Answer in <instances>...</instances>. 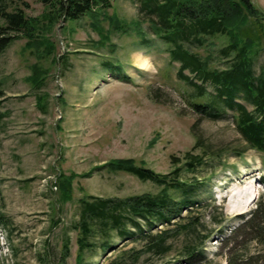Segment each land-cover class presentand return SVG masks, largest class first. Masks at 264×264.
Returning <instances> with one entry per match:
<instances>
[{"label": "rangeland", "instance_id": "obj_1", "mask_svg": "<svg viewBox=\"0 0 264 264\" xmlns=\"http://www.w3.org/2000/svg\"><path fill=\"white\" fill-rule=\"evenodd\" d=\"M26 1L27 16H40L43 6ZM249 1L263 15L259 23L264 27V0ZM106 12L126 24L138 18L136 5L129 0H111ZM91 22L83 17L56 24L48 32L53 44V54L48 57L25 50L24 37L13 40L0 55L4 92L0 104V264H42L46 253L47 264H75L78 234L73 225L80 222L81 200L122 202L160 190L132 174L96 168L112 160L134 159L156 173L171 176L172 157L183 161L186 152L193 153L196 141L201 149L219 156L194 172L183 168L178 175L190 186L185 196L198 204L193 212L203 223L193 235H201L205 228L213 235L204 246L205 261L200 264H228L223 239L233 235L264 193L260 155L237 133L231 113L212 120L189 108L187 89L176 76L178 64H170L146 22L142 28L150 42L145 46L134 36L108 30L102 21L110 31V41L99 50L95 48L99 37ZM214 40L217 48L226 44V39ZM262 55L256 59V70ZM105 61L117 68L103 67ZM36 62L46 73L38 87L28 80ZM226 62L214 61L212 65L221 70ZM234 149L242 155L235 158L231 155ZM232 167L235 173L230 172ZM59 174L71 177V200L67 202L60 200L55 188ZM87 174L90 176L83 177ZM172 197L178 201L181 193ZM220 211L226 222L223 234L215 236L216 226H208V221H218ZM127 221L122 229L135 236L137 230ZM138 223L143 232L148 231L143 222ZM165 226L157 225L151 232ZM98 229L95 227L98 233L88 239L93 245L85 248L81 264H109L117 250L133 245L130 239L119 241L116 226L109 224L106 234ZM244 235H233L228 243L247 253L258 251L254 243L241 242ZM66 241L69 251L62 262ZM103 243L112 249L104 252ZM180 244L175 242L164 257L165 264H183ZM159 261L144 253L135 264Z\"/></svg>", "mask_w": 264, "mask_h": 264}, {"label": "trees", "instance_id": "obj_2", "mask_svg": "<svg viewBox=\"0 0 264 264\" xmlns=\"http://www.w3.org/2000/svg\"><path fill=\"white\" fill-rule=\"evenodd\" d=\"M32 1L43 6L38 17L27 16L25 9L29 4L26 0H0V55L13 40L24 37L27 40L25 50L48 57L53 54L48 32L60 22H74L83 17L92 20V29L98 34L97 50L110 41V31L134 36L137 43L146 46L150 42L142 28L146 22L150 33L163 45L170 64H178L176 76L187 89L184 93L189 108L212 120L231 113L237 133L250 149L260 155L264 166V27L259 23L263 15L249 0H129L136 5L138 17L130 24L122 22L116 15H108L106 10L111 7V0ZM102 21L108 24L110 31L104 28ZM215 38L226 39V44L217 48ZM261 54L263 61L256 70V59ZM224 59L227 64L223 69L212 65L214 61ZM37 64L32 66V75L28 78L35 87L42 84L46 75ZM101 65L117 68L107 61ZM111 71L114 74L120 72ZM207 87L212 89V94L208 93ZM3 96L0 87V104ZM199 146L196 141L193 153L186 152L183 161L172 157L174 168L171 176L156 173L144 162L134 159L112 160L96 168L132 174L141 181L158 185L160 190L155 195L135 196L122 202L99 198H93L91 203L87 199L81 200L80 222L73 225L78 234L75 264H81L85 248L92 247L93 243L88 239L98 233L95 227L99 228V233L106 234L109 224L118 228L120 242L130 239L133 243L117 250L109 264H135L144 253L149 258L158 257L159 264H165L164 257L175 242L181 243L180 260L183 264L204 263V246L213 235L206 228L201 235H193L197 226H203V223L199 214L192 211L182 215L192 202L185 196L190 186L180 181L178 176L183 168L194 172L204 163L219 159L212 151ZM196 149L199 150L197 153ZM231 155L237 158L242 153L234 149ZM230 170L234 173L236 169L232 167ZM70 179L62 174L57 176L55 188L62 202L71 200ZM176 192L181 193L178 201L172 197ZM126 220L137 230L135 236L122 229ZM138 221L148 228L147 232L142 231ZM225 222L226 216L220 211L219 220L209 218L208 226H216V235H220ZM161 224L166 226L151 232ZM240 233L245 234L241 242L254 243L259 250L247 253L235 243H228L233 235L236 237ZM232 234L223 239L228 248V264H264V193ZM102 247L104 252L112 249L106 243ZM68 251L66 241L63 243L62 262ZM47 259L46 253L42 264H47Z\"/></svg>", "mask_w": 264, "mask_h": 264}, {"label": "bare ground", "instance_id": "obj_3", "mask_svg": "<svg viewBox=\"0 0 264 264\" xmlns=\"http://www.w3.org/2000/svg\"><path fill=\"white\" fill-rule=\"evenodd\" d=\"M235 189V188H234ZM249 195H252V194H249ZM249 201V200H248Z\"/></svg>", "mask_w": 264, "mask_h": 264}]
</instances>
